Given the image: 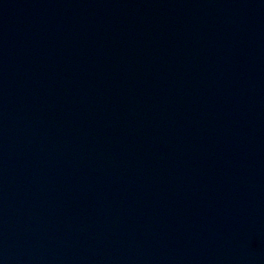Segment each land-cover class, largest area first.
<instances>
[{
    "label": "water",
    "instance_id": "95a60500",
    "mask_svg": "<svg viewBox=\"0 0 264 264\" xmlns=\"http://www.w3.org/2000/svg\"><path fill=\"white\" fill-rule=\"evenodd\" d=\"M0 264H264V0H0Z\"/></svg>",
    "mask_w": 264,
    "mask_h": 264
}]
</instances>
